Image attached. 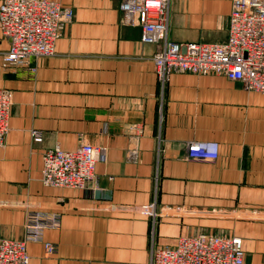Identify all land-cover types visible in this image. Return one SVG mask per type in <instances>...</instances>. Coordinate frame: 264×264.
I'll return each mask as SVG.
<instances>
[{
    "label": "crops",
    "instance_id": "obj_1",
    "mask_svg": "<svg viewBox=\"0 0 264 264\" xmlns=\"http://www.w3.org/2000/svg\"><path fill=\"white\" fill-rule=\"evenodd\" d=\"M56 1L74 11L56 55L4 68L11 40L0 29V88L13 96L0 235L23 239L36 213L52 214L60 227L29 244L30 264H144L153 247L204 233L241 237L246 263L264 264V93L216 74L162 81L158 45L123 23L120 0ZM231 8L171 0L168 37L226 42ZM193 141L218 143V159H189ZM83 144L100 150L88 188L45 186L44 152Z\"/></svg>",
    "mask_w": 264,
    "mask_h": 264
},
{
    "label": "built area",
    "instance_id": "obj_2",
    "mask_svg": "<svg viewBox=\"0 0 264 264\" xmlns=\"http://www.w3.org/2000/svg\"><path fill=\"white\" fill-rule=\"evenodd\" d=\"M124 24L139 27L142 42L157 44L153 57L159 78L165 81L174 72L216 74L239 82L250 92L264 93V0H232L229 35L226 42H176L168 37L171 0H120ZM72 8L54 0H3L0 5V29L11 40L3 55L5 66L30 59L56 55L63 29L72 22ZM12 92L0 88V147L11 127ZM34 141L43 135L34 130ZM188 158L213 162L218 159L216 142H190ZM100 150L83 144L73 150L59 145L44 152L42 182L47 187L85 190L94 180ZM152 216L159 214L155 205ZM60 227L59 216L36 213L23 239L0 235V264H30L28 246L43 240L47 229ZM46 252L55 246L46 243ZM144 264H247L243 239L239 236L204 233L182 236L175 246L153 247Z\"/></svg>",
    "mask_w": 264,
    "mask_h": 264
},
{
    "label": "rangeland",
    "instance_id": "obj_3",
    "mask_svg": "<svg viewBox=\"0 0 264 264\" xmlns=\"http://www.w3.org/2000/svg\"><path fill=\"white\" fill-rule=\"evenodd\" d=\"M54 1H56V0H54ZM59 2V1H58ZM61 3V2H60ZM3 66H4V68H9L10 66H5L4 65V62H3Z\"/></svg>",
    "mask_w": 264,
    "mask_h": 264
}]
</instances>
